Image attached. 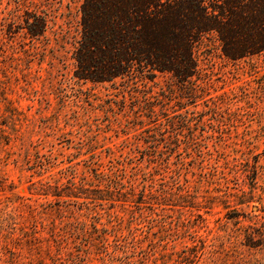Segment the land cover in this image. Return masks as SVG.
<instances>
[{
    "label": "rangeland",
    "instance_id": "1",
    "mask_svg": "<svg viewBox=\"0 0 264 264\" xmlns=\"http://www.w3.org/2000/svg\"><path fill=\"white\" fill-rule=\"evenodd\" d=\"M82 2L0 0V264H264V50L78 79Z\"/></svg>",
    "mask_w": 264,
    "mask_h": 264
},
{
    "label": "trees",
    "instance_id": "2",
    "mask_svg": "<svg viewBox=\"0 0 264 264\" xmlns=\"http://www.w3.org/2000/svg\"><path fill=\"white\" fill-rule=\"evenodd\" d=\"M27 22L40 35L45 20ZM74 76L111 81L140 72L195 71L194 44L215 32L232 59L264 50V0H83Z\"/></svg>",
    "mask_w": 264,
    "mask_h": 264
}]
</instances>
